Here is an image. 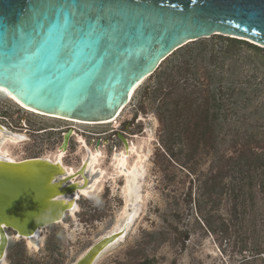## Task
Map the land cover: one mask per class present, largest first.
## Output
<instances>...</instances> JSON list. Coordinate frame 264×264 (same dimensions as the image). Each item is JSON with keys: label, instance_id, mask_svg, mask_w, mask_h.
Instances as JSON below:
<instances>
[{"label": "rangeland", "instance_id": "rangeland-1", "mask_svg": "<svg viewBox=\"0 0 264 264\" xmlns=\"http://www.w3.org/2000/svg\"><path fill=\"white\" fill-rule=\"evenodd\" d=\"M229 40L212 36L176 51L166 64L174 69L175 80L156 91L161 80L147 78L120 117L109 124H70L26 113L0 95V124L27 136L24 142L5 146L14 159H54L63 134L73 129L63 164L73 169L81 165L87 151L80 137L89 149L99 142L103 155L99 168L105 171L101 190L92 198L81 196L74 216L68 214L62 223L42 231L39 249L7 231L6 264H73L121 223L124 179L111 177L116 173L112 155L123 148L118 134L147 156L141 210L125 238L96 264H264L262 253L252 260L254 249L264 250V201L254 199L253 205L249 191L234 219L221 188L224 180L211 178L217 158L233 153L234 144L239 148L243 133H251L253 125L264 131V57L248 45L262 48L247 40L232 46ZM187 68L192 69L188 75ZM195 82L214 93L223 87L229 104L218 112L210 138L205 133L201 137L202 126L197 132L192 129L199 112L190 123L171 120L172 103L178 97L187 98L188 86ZM50 128L63 130L39 133ZM134 160L129 155L127 168Z\"/></svg>", "mask_w": 264, "mask_h": 264}, {"label": "water", "instance_id": "water-1", "mask_svg": "<svg viewBox=\"0 0 264 264\" xmlns=\"http://www.w3.org/2000/svg\"><path fill=\"white\" fill-rule=\"evenodd\" d=\"M212 36L264 49V0H0V95L47 116L113 121L161 63ZM82 175L83 166L67 173L45 158L0 160V264L7 231L26 241L62 223ZM128 229L104 235L73 264H96Z\"/></svg>", "mask_w": 264, "mask_h": 264}, {"label": "trees", "instance_id": "trees-1", "mask_svg": "<svg viewBox=\"0 0 264 264\" xmlns=\"http://www.w3.org/2000/svg\"><path fill=\"white\" fill-rule=\"evenodd\" d=\"M239 41L241 40L232 39L228 42L230 45L235 46L242 44ZM248 47L264 57V49L252 47L251 45H248ZM173 54L171 56H173ZM171 56L169 58H171ZM169 58L161 63L159 68L149 77H157V79L161 80L156 91L161 90L164 83L167 82L170 84L175 80V76L173 75V73H175L174 69L169 70L166 68V64L170 61ZM191 71L192 69L187 68L185 74L188 75ZM199 86L200 84L198 85L196 82L191 84L188 86L189 93L186 94L189 99H187L188 97L186 98V96H182L181 98L178 97L177 100L172 103L173 110L170 114L171 120H181L185 124L186 122L190 123L194 114L199 112L197 117L198 120L195 122L192 129L197 132L200 131L199 128L202 126L204 132L201 137L204 136L205 133V135L210 138L215 131L213 124L218 118V112L225 111L226 106L229 104L225 102L223 87H219L217 92L214 93L211 90L209 91ZM169 94L170 93H168V95ZM187 132L189 131H186V133ZM215 166L217 171L216 174H213L211 177L212 181L214 179L224 180L220 183L221 188L230 200L234 219H236L239 214V206H241L244 195L249 193V191H252L253 205L255 204L254 199L264 201V131H261L259 127L253 125L251 133H243L242 145L238 148L234 144L233 153H230V155L221 154L217 158ZM254 250L252 260L256 259V256L261 253L264 254V250L261 252L256 249Z\"/></svg>", "mask_w": 264, "mask_h": 264}, {"label": "bare ground", "instance_id": "bare-ground-1", "mask_svg": "<svg viewBox=\"0 0 264 264\" xmlns=\"http://www.w3.org/2000/svg\"><path fill=\"white\" fill-rule=\"evenodd\" d=\"M139 86H140V84L130 92L129 101L132 99L136 89ZM7 100H9V99H7ZM9 101H11V100H9ZM11 102L16 105V102H13V101H11ZM17 106L18 107L20 106L21 108H23L22 109L23 112L26 111V113L28 112V113H32V114H35L38 116H43V117H47V118L58 119V120H62L65 122H70V123H75V124H80V125H88V126L104 125V124L113 123L114 121H116L120 117L122 111L124 110V109H122L113 121H108V122L101 123V124H94V123H82V122L75 121V120L62 119V118L43 115V114L38 113L36 111H33L29 108H26V107H24L18 103H17ZM23 139H25V136L14 135V134H11L9 132H6L5 129L2 126H0V160L5 161V162H11V163L17 162V161H15V159L12 156H10V152L7 149H5V146L8 143L16 145L20 141H22ZM78 140H79V142L82 141V139H80V137H78ZM123 147H124V145H123ZM125 149L127 150L128 146ZM66 151H67V148H66ZM63 152L64 151L61 150V151H58L56 153L54 160H57V162L54 161V163L60 164L64 168L65 171L67 170L66 171L67 173H72L73 168L64 167L62 165ZM129 153H132L135 155L134 156L135 160L129 168H127V163H128L127 156H125L123 153H120L118 156L115 157L116 158V171L117 172L114 173V175H117V177H119V176L124 177V186H123L124 208H123L121 223L115 225L114 228L108 234L115 233L117 231H120L121 229H123L124 233H125V231L134 222L135 218L139 214V211L141 210V203H142L141 188L143 187L142 185L144 184V178L146 175V166H145L144 160L147 156L141 155L137 151L136 145H134V144L130 147ZM99 157H100L99 153L91 154L89 161H88V164L85 166V163H81V165H80V167L83 166V175L82 176H84V184L83 183L81 184V182L80 183L77 182V186H76L77 189L76 190L77 191L79 190V194H82L83 196H85L87 198L92 197V194L95 193V188H96L98 181L105 174V171L102 168H99V165H100ZM44 158L48 159V157H44ZM84 159H86V157H84ZM84 168L90 171V175H93L96 172H98V174H97L98 176H96V178L93 179V181L89 182V186H87L88 180H87L86 175H84V170H85ZM76 197L79 198V195L77 194V192H76ZM72 202L74 203L75 201H72ZM129 206H131V212H128ZM77 210H78V205L75 202L74 206L70 209V211L66 215L69 214L71 216H74V214L76 213ZM41 233L39 234V232H37L34 239H26L27 246L30 248H33L35 250L39 249L41 247V244H42ZM15 239H18V238H15ZM121 239H122V236L119 237V240H121Z\"/></svg>", "mask_w": 264, "mask_h": 264}, {"label": "flooded vegetation", "instance_id": "flooded-vegetation-1", "mask_svg": "<svg viewBox=\"0 0 264 264\" xmlns=\"http://www.w3.org/2000/svg\"><path fill=\"white\" fill-rule=\"evenodd\" d=\"M17 104V103H16ZM19 109L20 110H22L23 108H21L20 106H19ZM25 110V109H24ZM23 111V110H22ZM24 112H26V111H24ZM31 114V113H30ZM71 124V123H70ZM0 126H2L4 129H5V131L6 132H9V133H11V134H14V135H23V136H25V139H23L22 141H20L19 143H21V142H24L26 139H27V136L25 135V133L23 134V133H18V132H14V131H11V130H9L7 127H5L4 125H1L0 124ZM59 130H63V129H53V128H50V129H47V130H45V131H42V132H39V133H44V132H47V131H55V132H57V131H59ZM69 130V129H68ZM67 130V131H68ZM72 131H73V129H71ZM66 131V132H67ZM73 133H74V131L72 132V135H73ZM80 139H82V138H80ZM127 140V142H128V149L126 150L124 147L122 148V150L120 151V152H115L113 155H112V158H111V163H112V165L114 166V171L115 172H117L116 171V156H118L120 153H123L125 156H127V159L129 158V155H131L132 153H129V149H130V147L133 145V143L131 142V141H129L128 139H126ZM84 141L82 140L81 141V144L84 146V148L86 149V151H87V155L85 156L86 157V159H83V161H82V163H85V166L88 164V161H89V158H90V155L91 154H94V153H99L100 154V157H99V160L101 161V159L103 158V155L101 154V148L100 147H94L93 149H89L86 145H85V143H83ZM18 143V144H19ZM11 144V143H10ZM69 144V143H68ZM123 145V144H122ZM68 148V147H67ZM136 149H137V146H136ZM58 151H61L59 148L57 149V151H56V153L58 152ZM65 153H66V151L65 152H63V156L65 155ZM132 155H134V154H132ZM135 156V155H134ZM44 158V157H43ZM48 160H50V161H52V162H54V161H56L57 162V160H54V159H51V158H49L48 157ZM15 161H19V160H16L15 159ZM62 165L64 166V167H68V166H65L64 164H63V161H62ZM80 167V166H79ZM68 168H70V167H68ZM66 169V168H65ZM85 169V168H84ZM77 169H73V172L72 173H74L75 171H76ZM67 171V170H66ZM98 174V172H96L95 174H93V175H90V171L89 170H87V169H85L84 170V175H86V177H87V180H88V184H87V186H89V182H91V181H93V179H95L96 178V176H98L97 175ZM105 175V174H104ZM104 175L100 178V180L98 181V183H97V185H96V188H95V193H98L100 190H101V187H100V183H101V181L103 180V178H104ZM112 176L111 177H116L114 174H111ZM119 177H123V176H119ZM123 179H124V177H123ZM86 180V181H87ZM75 181H77L78 183H80L81 182V184L83 183L84 184V176H80L77 180H74V182ZM76 182V183H77ZM124 183V182H123ZM77 194L79 195V198L81 197V196H83L82 194H79V190L77 191ZM94 194V193H93ZM83 197H85V196H83ZM87 198V197H86ZM92 198V197H91ZM77 203V202H76Z\"/></svg>", "mask_w": 264, "mask_h": 264}]
</instances>
